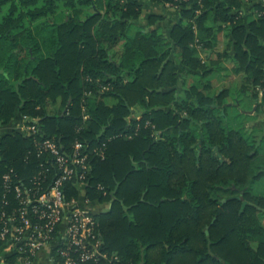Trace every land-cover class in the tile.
Instances as JSON below:
<instances>
[{"label": "trees", "instance_id": "trees-1", "mask_svg": "<svg viewBox=\"0 0 264 264\" xmlns=\"http://www.w3.org/2000/svg\"><path fill=\"white\" fill-rule=\"evenodd\" d=\"M152 1L175 9L168 33L159 26L164 15L140 25L142 0H0V124L20 113L37 126L0 139V211L18 209L14 187H33L37 141L54 139L61 152L80 142L91 166L88 197L112 205L95 216L108 259L264 264V158L253 162L263 149L220 108L229 97L262 94L264 114V16L255 17L264 7ZM181 78L187 90L178 94ZM200 135L211 148L202 144L197 169ZM77 192L67 187V197Z\"/></svg>", "mask_w": 264, "mask_h": 264}, {"label": "built area", "instance_id": "built-area-1", "mask_svg": "<svg viewBox=\"0 0 264 264\" xmlns=\"http://www.w3.org/2000/svg\"><path fill=\"white\" fill-rule=\"evenodd\" d=\"M259 1L264 7V0ZM166 7L175 10L170 4ZM259 16H264V11L255 14L256 18ZM82 110H86L84 104ZM87 118L84 115V121ZM27 121L23 134L30 136L37 132V126L32 119L27 118ZM35 148L39 161L37 173L31 179L33 187L23 184L14 187L18 209L0 211V240L5 243L4 251L20 255L21 264H33L36 254L46 247L57 250L58 258L51 264H78L99 259L107 264H120L101 251L96 214L89 209L92 201L87 194V178L91 166L83 144L76 142L74 151L61 152L59 144L48 139L37 141ZM4 180L9 182L10 176L6 175ZM69 185L78 191L77 197H67ZM98 189L103 190L101 186Z\"/></svg>", "mask_w": 264, "mask_h": 264}, {"label": "crops", "instance_id": "crops-1", "mask_svg": "<svg viewBox=\"0 0 264 264\" xmlns=\"http://www.w3.org/2000/svg\"><path fill=\"white\" fill-rule=\"evenodd\" d=\"M142 3H143V15H142V19L139 21L140 25L142 27H145L147 24V18L151 14L164 15V16H166V19H165V21L160 23L159 26L161 28H163L165 33H168L177 21V18L174 15L175 11L173 9H170V8L167 9L168 7H166V6L164 7L162 5H159L155 2H153L152 0H142ZM193 80L190 79L189 81L193 82ZM177 88H178L177 89L178 94H181L185 90H187V85L185 87V84H184V81L182 78L180 79ZM261 96H262V94H260V99L258 101L253 100L252 98L247 99L248 102H247L246 108L241 107L240 100H237V99L228 100L227 103L222 107H225L227 109H231V108L235 109L238 105L239 108H241L242 110H248V108L252 109L253 107H257V109H258V103H260ZM234 105H236V106H234ZM229 118H230V113H229ZM255 118H257V120L254 119L253 122L246 121L245 125H244L245 129H250L249 135H251V137L253 138V141H257L262 146V149H263L262 153L257 154V156L255 157L253 162L259 158L260 159H262V157L264 158V155H263V151H264V114L258 113V115L255 116ZM259 120L262 121V124L258 123ZM27 122H28L27 118L23 117L20 113H16L15 118L9 124H7V125L0 124V139L3 136L9 135L13 132H18V133L23 134L25 131V125ZM255 129H258L259 133H261V134H257ZM156 138H158V137H156ZM224 162H225V160H224ZM262 182H263V180L261 182L259 181V184H262ZM236 191L238 192V194L242 193V190L241 191L236 190ZM240 197H242V196H240ZM95 206L98 208V210L93 209ZM111 206L112 205H111L110 201L104 202V203L92 201L91 205L89 206V209L94 214L99 215V214L108 212L110 210ZM167 248H168V246H167ZM6 254H7L6 252H3L0 250V264H7L6 263L7 255ZM52 260H53L52 250L50 248L46 247V248L42 249L38 254H36L34 261H33V264H51Z\"/></svg>", "mask_w": 264, "mask_h": 264}, {"label": "flooded vegetation", "instance_id": "flooded-vegetation-1", "mask_svg": "<svg viewBox=\"0 0 264 264\" xmlns=\"http://www.w3.org/2000/svg\"><path fill=\"white\" fill-rule=\"evenodd\" d=\"M234 106H236V105H234ZM215 107V106H214ZM220 108H222L223 109V107H220ZM238 110H239V112H238V114L240 115V116H246V117H255V116H257L258 115V110H257V107H253L252 109H248V110H242L241 108H239V106L237 105V107H236ZM221 112H222V114L224 115V110H221ZM185 119H187L188 120V118H186L185 117ZM258 123H261L262 124V121L261 120H259V122ZM239 124H242V125H245V120H243V119H241L240 120V122H239ZM205 144V147H206V150H208V149H210L211 147H210V145H209V142L206 140V139H204V137H203V135H200V138L197 140V148H196V153H195V155L193 154V156H194V161H193V165L194 166H196V168L197 169H200V157H201V149H202V144ZM217 150H218V148L217 147H212V155L211 156H213V157H218L219 159V163H224V159L221 157V155H219V154H217L216 152H217ZM185 198H186V196H185ZM242 200V199H241ZM243 208V207H242Z\"/></svg>", "mask_w": 264, "mask_h": 264}, {"label": "rangeland", "instance_id": "rangeland-1", "mask_svg": "<svg viewBox=\"0 0 264 264\" xmlns=\"http://www.w3.org/2000/svg\"><path fill=\"white\" fill-rule=\"evenodd\" d=\"M166 6V5H165ZM167 9H169V8H167ZM224 45H225V43H224V36H221V47H220V49H224ZM201 48V47H200ZM199 48V51L201 52V54H202V51H201V49ZM191 80H193V78H190ZM218 80H216V79H214V84H216V86L218 85V82H217ZM227 85H230L231 84V81H228L227 83H226ZM240 99H237V100H240V104H241V107H243V108H246V106H247V102H248V100L247 99H249L248 97H246V96H242V97H239ZM228 100H232V98L231 97H229V99ZM112 102V99H107V103H111ZM249 109V108H248ZM227 111H228V113H230V125H231V127H233L234 129H237L239 126H240V124H239V122H240V120L241 119H243V120H245V122L246 121H248V122H253L254 121V119H255V117H246V116H240L239 114H238V112H239V110H237V108H231V109H227ZM247 122V123H248ZM243 128V127H242ZM245 128H243V131L245 132ZM255 131H256V133L257 134H261V133H259V131H258V129H255ZM246 133H244V135H245ZM94 210L96 209V210H98V208L95 206L94 208H93ZM101 209V208H100ZM99 209V210H100Z\"/></svg>", "mask_w": 264, "mask_h": 264}, {"label": "water", "instance_id": "water-1", "mask_svg": "<svg viewBox=\"0 0 264 264\" xmlns=\"http://www.w3.org/2000/svg\"><path fill=\"white\" fill-rule=\"evenodd\" d=\"M241 199L243 200V197H241ZM246 205H247V202L244 201L242 207L244 208Z\"/></svg>", "mask_w": 264, "mask_h": 264}]
</instances>
